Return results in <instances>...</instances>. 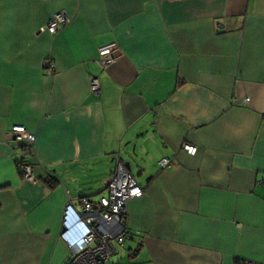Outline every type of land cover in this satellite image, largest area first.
<instances>
[{
  "label": "crops",
  "instance_id": "1",
  "mask_svg": "<svg viewBox=\"0 0 264 264\" xmlns=\"http://www.w3.org/2000/svg\"><path fill=\"white\" fill-rule=\"evenodd\" d=\"M15 126L50 185L22 179ZM118 162L143 196L114 262L264 264V0H0V264H66L67 202Z\"/></svg>",
  "mask_w": 264,
  "mask_h": 264
},
{
  "label": "built area",
  "instance_id": "2",
  "mask_svg": "<svg viewBox=\"0 0 264 264\" xmlns=\"http://www.w3.org/2000/svg\"><path fill=\"white\" fill-rule=\"evenodd\" d=\"M67 22L66 13L59 11L53 15L41 32L53 35ZM115 51V44H108L98 49L96 63L101 69L106 70L114 63ZM44 67L46 74L51 76L54 68L48 62ZM89 91L93 94L98 93L97 79L93 78L90 81ZM233 103L236 101L233 100ZM10 137L19 143L21 148L18 167L22 179L34 184L39 181L49 183L51 176L45 173L43 177H38L35 173L36 165L30 162L35 143L34 135L27 132L24 127L15 126L10 131ZM181 149L190 156H194L197 150L194 145L186 143ZM171 165V159L164 158L158 162L161 169H168ZM142 196V188L125 170L124 165L118 162L104 196L99 197L95 202L81 199L79 209L77 204L68 201L63 217V227L66 229L63 238L70 252L66 264H120L112 259L117 254L118 248H123L131 236L125 225L127 207L131 200Z\"/></svg>",
  "mask_w": 264,
  "mask_h": 264
},
{
  "label": "water",
  "instance_id": "3",
  "mask_svg": "<svg viewBox=\"0 0 264 264\" xmlns=\"http://www.w3.org/2000/svg\"><path fill=\"white\" fill-rule=\"evenodd\" d=\"M125 170L128 171L129 170V165H125ZM66 229L65 227L62 228V232L65 233Z\"/></svg>",
  "mask_w": 264,
  "mask_h": 264
},
{
  "label": "rangeland",
  "instance_id": "4",
  "mask_svg": "<svg viewBox=\"0 0 264 264\" xmlns=\"http://www.w3.org/2000/svg\"><path fill=\"white\" fill-rule=\"evenodd\" d=\"M132 176V175H131ZM133 178L138 182V178H137V176L136 175H133Z\"/></svg>",
  "mask_w": 264,
  "mask_h": 264
},
{
  "label": "trees",
  "instance_id": "5",
  "mask_svg": "<svg viewBox=\"0 0 264 264\" xmlns=\"http://www.w3.org/2000/svg\"><path fill=\"white\" fill-rule=\"evenodd\" d=\"M53 181H52V179H51V181L48 183L49 185L52 183Z\"/></svg>",
  "mask_w": 264,
  "mask_h": 264
}]
</instances>
